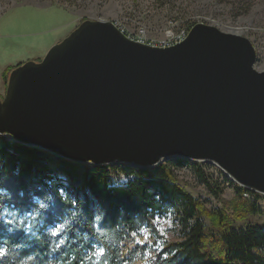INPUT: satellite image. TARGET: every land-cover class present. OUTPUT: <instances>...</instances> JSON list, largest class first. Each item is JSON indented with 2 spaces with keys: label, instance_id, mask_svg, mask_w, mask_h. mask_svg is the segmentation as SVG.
<instances>
[{
  "label": "water",
  "instance_id": "obj_1",
  "mask_svg": "<svg viewBox=\"0 0 264 264\" xmlns=\"http://www.w3.org/2000/svg\"><path fill=\"white\" fill-rule=\"evenodd\" d=\"M255 59L246 37L204 23L156 47L86 19L40 60L9 71L0 134L88 165L208 162L264 194V70Z\"/></svg>",
  "mask_w": 264,
  "mask_h": 264
},
{
  "label": "trees",
  "instance_id": "obj_2",
  "mask_svg": "<svg viewBox=\"0 0 264 264\" xmlns=\"http://www.w3.org/2000/svg\"><path fill=\"white\" fill-rule=\"evenodd\" d=\"M13 67L2 72L4 83ZM50 156L0 135V215L8 210L12 221L0 218V244L9 245L14 253L5 264H15L30 253L37 254L39 264L49 258L68 260L72 254L73 264H88L93 245L108 246L107 264H135L138 258H146L148 264H264V224L235 227L227 210H205L178 183L175 170L187 160L170 158L154 168H138L88 165L58 156L56 164ZM189 166L208 185L201 166L196 162ZM120 174L126 179L120 180ZM234 186L239 200L243 192L259 197ZM254 205L248 204L249 213ZM167 216L174 225L173 239L161 234L156 222ZM61 224L67 243L53 255L47 250L49 230Z\"/></svg>",
  "mask_w": 264,
  "mask_h": 264
},
{
  "label": "rangeland",
  "instance_id": "obj_3",
  "mask_svg": "<svg viewBox=\"0 0 264 264\" xmlns=\"http://www.w3.org/2000/svg\"><path fill=\"white\" fill-rule=\"evenodd\" d=\"M86 19L112 21L130 33L144 30L153 40L167 38L196 23L212 25L246 37L255 48L254 68L264 70V0H0V97L4 93L1 86H5L1 75L8 66L38 61ZM0 135L11 140L7 134ZM50 159L58 164L55 155ZM187 162L175 170L178 183L198 198L205 210H227L235 227L264 224V194L254 198L243 192L239 200L235 183L215 164ZM193 162L201 166L208 185L192 172L189 165ZM213 190H218L217 194ZM250 203L255 205L249 213ZM171 221L170 216L156 220L168 239L174 238ZM206 223L215 226L207 219Z\"/></svg>",
  "mask_w": 264,
  "mask_h": 264
},
{
  "label": "clouds",
  "instance_id": "obj_4",
  "mask_svg": "<svg viewBox=\"0 0 264 264\" xmlns=\"http://www.w3.org/2000/svg\"><path fill=\"white\" fill-rule=\"evenodd\" d=\"M113 179H116L114 176ZM120 180H125V176L120 174ZM60 193H64V187L58 189ZM75 206V200L72 201ZM43 206V205H41ZM0 218H4L5 223H12L11 219L8 218V210H5ZM98 220V217H94V221ZM17 219V223H19ZM94 227H98V224H94ZM65 225H57L54 228L49 230V236L52 238L48 244V252L53 255L56 252H59L61 248L65 247L67 243V238L62 236L61 233L64 231ZM58 238V239H57ZM133 242L135 243V234H133ZM91 255L86 257L88 264H107L106 257L109 254V248L106 245H93L89 250ZM14 256L13 249L7 244H0V264H5L6 260H12ZM74 254L70 255L68 260H56L49 258L45 264H73ZM15 264H39L38 256L36 253H30L25 256H21L18 260L15 261ZM83 264V261L81 262ZM135 264H148L147 259H137Z\"/></svg>",
  "mask_w": 264,
  "mask_h": 264
},
{
  "label": "built area",
  "instance_id": "obj_5",
  "mask_svg": "<svg viewBox=\"0 0 264 264\" xmlns=\"http://www.w3.org/2000/svg\"><path fill=\"white\" fill-rule=\"evenodd\" d=\"M119 29L126 34V36H128L130 39L139 41L141 43H145L148 45H152V46H156V47H170L173 46L179 42H181L182 40H184V38L186 37L189 28H183L178 30L176 33L171 34V36L167 37V38H162V39H158V40H153L150 39L146 36V32L144 30L140 31V33L138 32H128L124 27L119 26L117 23H115Z\"/></svg>",
  "mask_w": 264,
  "mask_h": 264
},
{
  "label": "crops",
  "instance_id": "obj_6",
  "mask_svg": "<svg viewBox=\"0 0 264 264\" xmlns=\"http://www.w3.org/2000/svg\"><path fill=\"white\" fill-rule=\"evenodd\" d=\"M1 87H2V89H4V88H5V86H4V85H2Z\"/></svg>",
  "mask_w": 264,
  "mask_h": 264
},
{
  "label": "bare ground",
  "instance_id": "obj_7",
  "mask_svg": "<svg viewBox=\"0 0 264 264\" xmlns=\"http://www.w3.org/2000/svg\"><path fill=\"white\" fill-rule=\"evenodd\" d=\"M175 158H179V157H175ZM160 164H161V163H160ZM158 165H159V164H158ZM158 165H157V166H158ZM155 167H156V166H155ZM153 168H154V167H153Z\"/></svg>",
  "mask_w": 264,
  "mask_h": 264
}]
</instances>
